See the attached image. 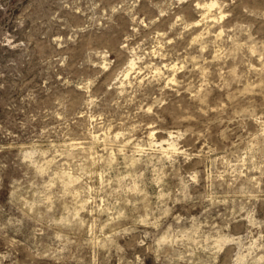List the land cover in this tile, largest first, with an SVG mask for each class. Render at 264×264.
Instances as JSON below:
<instances>
[{
    "label": "rangeland",
    "instance_id": "374dc122",
    "mask_svg": "<svg viewBox=\"0 0 264 264\" xmlns=\"http://www.w3.org/2000/svg\"><path fill=\"white\" fill-rule=\"evenodd\" d=\"M229 8L219 23V11L209 12L204 44L185 52L186 43L165 40L176 16L202 18L191 0H0V252L15 249L4 264H137V255L158 264L135 234L120 231L134 219L112 229L77 223L56 191L78 187L76 173L104 155L123 121L147 116L141 108L164 112L169 132L197 133L194 160L165 177L173 192L164 200L167 232L184 257L178 264H209L213 256L225 264V254L228 264H264L257 259L264 256V0L222 10ZM203 31L199 25L196 35ZM186 55L195 59L180 64ZM166 139L169 151L178 146ZM159 202L157 189L152 203ZM45 203L60 211L43 217L36 209Z\"/></svg>",
    "mask_w": 264,
    "mask_h": 264
},
{
    "label": "clouds",
    "instance_id": "9594fccd",
    "mask_svg": "<svg viewBox=\"0 0 264 264\" xmlns=\"http://www.w3.org/2000/svg\"><path fill=\"white\" fill-rule=\"evenodd\" d=\"M178 2L188 3V0H178ZM191 3L193 9L200 10L202 18L196 20L193 16L189 21L185 19L184 14L176 16L175 20L168 25V31L173 32V39L165 40V44H173L174 48L176 42L186 43L185 52L194 45L204 44L203 38L208 35V30L213 26L210 23L212 15H209V12L216 15L214 10L219 11V14L216 15L217 23H219L220 20L232 14L231 8L227 12L222 9L228 7L229 4L235 5L236 0H219V2L217 0H191ZM243 11L248 12V8H243ZM199 25H204L205 31L196 35ZM224 28L225 26L221 25L220 31H223ZM161 35H166V33ZM213 35L216 34L213 33ZM172 54L170 51L169 55ZM193 59H195L193 56L186 55L179 63L191 64ZM170 64L171 60L169 64L161 62L160 66L167 68ZM151 71L152 66L149 64L145 74L147 75ZM171 74L169 73V75ZM140 111L148 115L131 122L123 121L119 135L108 137L111 146L104 149V155L93 157L92 164L87 171L81 170L76 173L77 179L73 183L77 184L78 187H72L69 192H64L62 188L56 189L59 193L57 200L60 207L67 204L74 209L70 215L77 223L88 224L90 221H95L103 227L112 229L116 227L114 222L117 220L134 219V224L122 227L120 231L130 235L135 234L138 237L135 241L136 245L140 246L146 253L154 251L158 264H178L184 257L180 255L179 247L174 246L175 241L167 232V218L170 213L164 200L165 197L171 198L173 192L166 187L165 177L177 174L182 168L181 161L189 163L194 160L197 152L195 143L198 141H191V137H195L197 133L193 132L191 128L179 132L174 127L169 132L170 126L164 121V112L157 109L159 112L157 115V112H154L152 108H141ZM193 118L189 117V119ZM149 132L152 134V139H149ZM157 132L160 133L159 136H156ZM206 132L207 129L199 135L203 136ZM169 136H172L173 142L178 145L171 151H169V141L166 139ZM182 140L184 144L179 143ZM156 141L161 142L160 146H154ZM185 144L189 146L191 151L184 147ZM97 166H99L98 170ZM169 168L172 169L171 172L166 171ZM184 171L187 172L188 170L185 169ZM157 178L159 182H155ZM195 178L196 173L192 172L191 179L195 180ZM157 189L160 193L159 205L152 203ZM117 193L119 195H116ZM69 197L71 200L68 199ZM101 199L104 200V204H97L96 201ZM36 211L41 213L43 217L51 218L60 211V208L45 203L43 208H37ZM89 211L94 215L88 220H77L78 213ZM106 212L112 213L111 218L107 219V223L98 218ZM51 223L59 224L61 221L52 219ZM142 224H148L150 227L139 229L138 226ZM179 226L177 223V227ZM260 239L264 240V236H261ZM10 243L16 245L17 241L11 240ZM260 246L264 247V244ZM201 248L205 252L208 251L203 245ZM14 250L12 248L0 252V264H4L5 260H11V252ZM217 252L224 254V249L218 248ZM216 259L213 256L209 264H216ZM257 259L264 260V256ZM136 261L137 264H144V257L137 255ZM225 264H228L226 254Z\"/></svg>",
    "mask_w": 264,
    "mask_h": 264
}]
</instances>
